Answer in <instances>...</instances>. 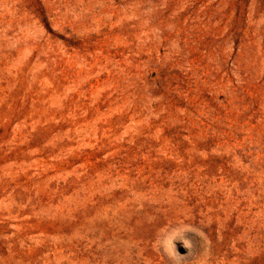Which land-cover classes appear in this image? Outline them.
Masks as SVG:
<instances>
[{"label": "rangeland", "instance_id": "374dc122", "mask_svg": "<svg viewBox=\"0 0 264 264\" xmlns=\"http://www.w3.org/2000/svg\"><path fill=\"white\" fill-rule=\"evenodd\" d=\"M0 264H264V0H0Z\"/></svg>", "mask_w": 264, "mask_h": 264}]
</instances>
